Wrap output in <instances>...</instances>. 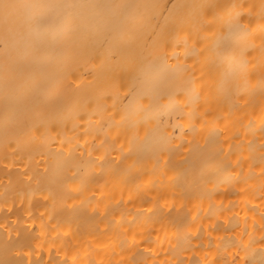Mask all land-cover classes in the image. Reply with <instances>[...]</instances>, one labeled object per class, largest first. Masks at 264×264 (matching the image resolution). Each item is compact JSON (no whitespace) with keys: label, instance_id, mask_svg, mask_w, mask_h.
Wrapping results in <instances>:
<instances>
[{"label":"bare ground","instance_id":"bare-ground-1","mask_svg":"<svg viewBox=\"0 0 264 264\" xmlns=\"http://www.w3.org/2000/svg\"><path fill=\"white\" fill-rule=\"evenodd\" d=\"M0 264H264V0H0Z\"/></svg>","mask_w":264,"mask_h":264},{"label":"snow or ice","instance_id":"snow-or-ice-1","mask_svg":"<svg viewBox=\"0 0 264 264\" xmlns=\"http://www.w3.org/2000/svg\"><path fill=\"white\" fill-rule=\"evenodd\" d=\"M4 7L7 8V7H9V5L5 4Z\"/></svg>","mask_w":264,"mask_h":264}]
</instances>
